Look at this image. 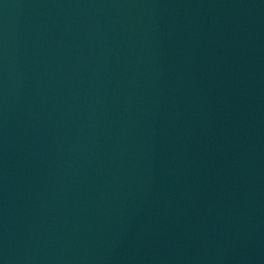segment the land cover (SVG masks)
I'll use <instances>...</instances> for the list:
<instances>
[{"label":"water","instance_id":"water-1","mask_svg":"<svg viewBox=\"0 0 264 264\" xmlns=\"http://www.w3.org/2000/svg\"><path fill=\"white\" fill-rule=\"evenodd\" d=\"M0 264H264V0H0Z\"/></svg>","mask_w":264,"mask_h":264}]
</instances>
